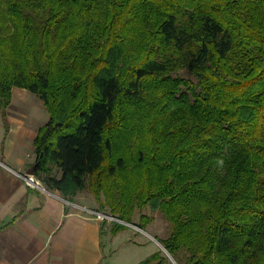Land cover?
<instances>
[{"label": "trees", "instance_id": "obj_1", "mask_svg": "<svg viewBox=\"0 0 264 264\" xmlns=\"http://www.w3.org/2000/svg\"><path fill=\"white\" fill-rule=\"evenodd\" d=\"M13 88L47 189L159 211L177 264H264V0H0L1 112Z\"/></svg>", "mask_w": 264, "mask_h": 264}, {"label": "crops", "instance_id": "obj_2", "mask_svg": "<svg viewBox=\"0 0 264 264\" xmlns=\"http://www.w3.org/2000/svg\"><path fill=\"white\" fill-rule=\"evenodd\" d=\"M47 121L42 102L25 89L13 88L8 106L0 111V264L143 261L135 234L129 237L124 230L111 235L109 224L90 213L98 210L93 197L79 193L72 202L66 201L34 175L40 188L25 181L35 164L34 139ZM157 252L152 250L149 256Z\"/></svg>", "mask_w": 264, "mask_h": 264}, {"label": "rangeland", "instance_id": "obj_3", "mask_svg": "<svg viewBox=\"0 0 264 264\" xmlns=\"http://www.w3.org/2000/svg\"><path fill=\"white\" fill-rule=\"evenodd\" d=\"M182 77H186V76L183 74ZM81 194L82 195L80 196L82 198H85V197L92 198L93 197V200L95 202L94 207L98 209L96 211L104 213L105 215L109 216L110 217V218L108 217L109 219H114V220L99 219L103 221L104 223L109 224L110 233H111L113 225L117 224V225L125 226L124 230H127L128 232L126 233L127 236L130 237L132 234L136 235L135 241H137L138 244H135L136 245L135 248H137L138 253L141 254L140 257H142V260H144L145 258H147V256H149L150 251L153 250L154 252V250L157 249L162 259V264H177L175 260L163 248V246L159 243L160 240H166L171 235V232H172V224L168 220H166L159 211L157 210L151 211L149 208H146L142 211L143 216L147 218L149 223H147L146 226H144L143 230H141L137 226L134 225V224H137L139 221V218H140L139 214L134 213L133 215H131V222L134 224H128V223L118 221L111 215V210L109 207H107L108 205L106 206L103 199H102L103 201L102 203L104 206H106L105 209H101L99 207L94 196L87 190V188L84 191H82ZM119 232L121 231H118V233ZM127 236L119 240L120 245L127 238ZM140 239H142V243H140ZM117 244L118 243H116L115 246ZM130 248H133V247L130 246ZM150 264H156V262L154 261Z\"/></svg>", "mask_w": 264, "mask_h": 264}, {"label": "built area", "instance_id": "obj_4", "mask_svg": "<svg viewBox=\"0 0 264 264\" xmlns=\"http://www.w3.org/2000/svg\"><path fill=\"white\" fill-rule=\"evenodd\" d=\"M25 181L33 187L40 188V185L38 184V182L34 181V179L31 176L26 177ZM90 213L93 214L98 219L114 220V219H109L110 218L109 216L105 215L104 213L98 212L96 210L90 211Z\"/></svg>", "mask_w": 264, "mask_h": 264}, {"label": "water", "instance_id": "obj_5", "mask_svg": "<svg viewBox=\"0 0 264 264\" xmlns=\"http://www.w3.org/2000/svg\"><path fill=\"white\" fill-rule=\"evenodd\" d=\"M36 166H37L36 163H35L34 165H32V166L28 169V171H27V175H29V176H33V175H34V170H35Z\"/></svg>", "mask_w": 264, "mask_h": 264}]
</instances>
